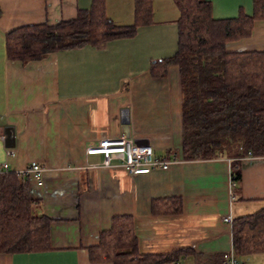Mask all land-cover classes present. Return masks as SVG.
I'll list each match as a JSON object with an SVG mask.
<instances>
[{
  "label": "crops",
  "instance_id": "crops-1",
  "mask_svg": "<svg viewBox=\"0 0 264 264\" xmlns=\"http://www.w3.org/2000/svg\"><path fill=\"white\" fill-rule=\"evenodd\" d=\"M92 0H0V164L21 173L28 164L43 168L42 185L32 183L36 216L51 219V250L0 254V264L91 263L114 216H130L140 255H170L167 264H220L232 250L231 224L225 217L257 212L264 206V157L241 158L240 180H231L229 159L183 160L181 87L178 68L163 77L151 65L177 51L179 12L173 0H152V16L134 37L98 46L51 53L21 64L6 58V35L28 25H56L88 10ZM216 19L239 10L252 13V0H206ZM107 17L117 25L134 22V0H105ZM229 52L264 51V21L251 35L226 46ZM131 136L167 170L130 174L114 163L91 168L101 156L85 154L87 141ZM7 150H14L7 157ZM36 182V181H35ZM176 197V215L151 212L155 199ZM264 264V252L238 259Z\"/></svg>",
  "mask_w": 264,
  "mask_h": 264
},
{
  "label": "trees",
  "instance_id": "trees-1",
  "mask_svg": "<svg viewBox=\"0 0 264 264\" xmlns=\"http://www.w3.org/2000/svg\"><path fill=\"white\" fill-rule=\"evenodd\" d=\"M178 12L177 51L154 62L150 74L163 77L177 66L181 87L183 160L229 159L231 180H240V158L264 157V51L229 52L227 44L250 37L254 22L264 21V0H252V13L216 19L206 0H173ZM152 16V0H134V22L117 25L106 15L105 0H92L88 10L56 25L16 28L5 38L6 58L21 64L63 50L98 46L135 36ZM32 177L0 174V254H32L51 250V219L36 216ZM179 198L155 199L151 212L181 213ZM232 250L237 259L264 252V206L231 222ZM91 263L167 264L178 253L140 255L130 216H114L110 228L89 248Z\"/></svg>",
  "mask_w": 264,
  "mask_h": 264
},
{
  "label": "built area",
  "instance_id": "built-area-1",
  "mask_svg": "<svg viewBox=\"0 0 264 264\" xmlns=\"http://www.w3.org/2000/svg\"><path fill=\"white\" fill-rule=\"evenodd\" d=\"M85 154L101 156L99 164L90 165L91 168H109L114 163L121 165L128 173L138 175L147 174L153 170H167L170 161L164 158L155 157L149 146L139 145L129 135L124 133L117 137L104 138L99 140L87 141ZM7 157L15 155L14 150H7ZM250 153L242 158H251ZM241 159V158H240ZM43 168L37 162H31L19 174L32 177L38 186L42 185ZM9 166L7 161L0 164V174L8 173ZM224 222L231 224L232 219L225 217ZM220 264H239L233 251L224 253L220 257Z\"/></svg>",
  "mask_w": 264,
  "mask_h": 264
},
{
  "label": "water",
  "instance_id": "water-1",
  "mask_svg": "<svg viewBox=\"0 0 264 264\" xmlns=\"http://www.w3.org/2000/svg\"><path fill=\"white\" fill-rule=\"evenodd\" d=\"M143 141H141V140H136V143L137 144H141Z\"/></svg>",
  "mask_w": 264,
  "mask_h": 264
}]
</instances>
